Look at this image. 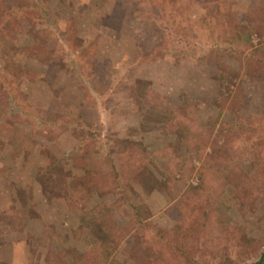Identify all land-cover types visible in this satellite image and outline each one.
<instances>
[{
    "label": "rangeland",
    "instance_id": "1",
    "mask_svg": "<svg viewBox=\"0 0 264 264\" xmlns=\"http://www.w3.org/2000/svg\"><path fill=\"white\" fill-rule=\"evenodd\" d=\"M32 1L0 0V8L6 5L18 15ZM247 1L233 0L229 12L235 14L234 23L244 22ZM149 2L47 0L52 20L45 23L41 38L54 57L37 62L17 57V50L32 37L25 18L19 16L18 24L15 18L1 20L0 13L6 28L0 31V242L6 244L4 260L18 253L22 255L17 264H49L46 259L57 256L64 240L69 249L97 252L103 224L98 229L91 222L95 218L108 225L113 222L123 232L115 254L102 264H125L124 258L135 259L137 264H165L168 253L159 247V239L142 242L135 234L138 230L140 234H171L180 221L189 220L186 210L175 204L187 188L202 182L197 170L213 152L230 156L233 168L227 175L251 196L239 212L232 194L233 210L226 213L220 197L212 196L203 251L226 264H242L256 256L264 237V178H259V165L253 161L259 151L242 141L231 149L217 124L206 126V138L189 143L188 128H181L178 119L189 102L204 106L197 113L208 122L219 107V120L234 110L250 118L259 112L264 77L240 68L235 74L224 66L222 76L227 77L222 82L215 67L202 59L217 45L204 28L206 22L204 27L199 22L202 8L193 9L188 3L182 7L179 2L178 9L151 16L146 11ZM72 20L76 28L68 32ZM57 30L82 37L89 55L81 57L73 50L74 43L57 45ZM251 42L249 52L264 59V30L252 27ZM224 57L225 51L219 59ZM236 58L245 61L239 54ZM75 70L78 78L73 76ZM124 83L134 88V99H122L128 87ZM43 117L58 122L48 128ZM79 142L84 144L81 153L88 168L103 175L104 185L71 195L75 177L71 154ZM129 143L141 147L147 162L134 175H129L123 161ZM117 172L120 188L115 185ZM245 190L238 192L241 198L247 197ZM130 200L141 208L138 214H132ZM198 201L197 210H204L207 193ZM101 211L104 220L97 217ZM138 218L146 223H136ZM31 244L35 251L29 255ZM25 253L27 259H23Z\"/></svg>",
    "mask_w": 264,
    "mask_h": 264
},
{
    "label": "trees",
    "instance_id": "2",
    "mask_svg": "<svg viewBox=\"0 0 264 264\" xmlns=\"http://www.w3.org/2000/svg\"><path fill=\"white\" fill-rule=\"evenodd\" d=\"M146 7V11L151 15H157L159 12V16L163 14L162 12H167L168 10H175L179 8L178 3L180 2V6L182 7L188 3L189 7L202 8V13L200 14L199 22L209 34H212L215 37V42L217 45L211 48V50L206 51L202 54V59L207 63L211 64L215 67V71L219 73L220 80L223 82L224 78L227 76H222L223 68L228 67L230 70L234 71L235 74H239L238 68L242 71L249 70L254 71L258 74V77H264V59L256 54H251L249 49L253 45L251 42L252 37V27L254 30H264V0H248V11L246 16L244 17V22L237 21L234 23V20L231 18L235 14L231 16V9L229 12V8L232 7L233 0H150ZM235 1V0H234ZM237 1V0H236ZM144 2V1H143ZM157 5H155V4ZM153 4V5H152ZM228 6V9L226 8ZM154 10V11H151ZM1 20H6V18L10 17L15 18V21L19 24L21 22V18H25L27 21L29 33L32 36L31 41L27 44H23L17 50L18 56L20 58H30L34 61H48L51 57H54V51L45 49L46 42L41 38L42 33H44L47 29V26H44L47 21H51V12L50 8L47 4V0H33L28 9L25 11L16 12L15 15L11 9L7 8V6H3L0 8ZM18 16V17H17ZM20 16V17H19ZM152 16V15H151ZM20 18V19H19ZM5 22H8L5 21ZM10 23V21L8 22ZM192 25L191 22H188ZM75 24V25H74ZM76 28V23L74 20L68 23V28L70 32ZM57 28V26H56ZM5 23L0 21V31H4ZM44 31V32H43ZM55 43L60 47H64L65 43L76 45L73 50L79 54L81 57H86L89 55V50L84 48V40L79 36V39L76 37H70V35L62 33L60 30H57V36L55 35ZM225 51L227 52V57L224 61L220 60L219 57L221 53ZM241 55L244 58L243 60L239 59L241 64H238L237 55ZM43 59V60H41ZM256 59V60H255ZM220 60V61H219ZM219 61V64L217 62ZM224 63V64H223ZM24 66V65H21ZM21 66H18L19 69ZM21 67L20 69H22ZM218 70H217V69ZM221 68V69H220ZM69 69H72L69 67ZM243 71V73H244ZM31 73H33L30 70ZM26 73H29L27 69ZM78 71L75 70L73 76L78 78ZM19 74V72H17ZM21 74V72H20ZM35 75V74H34ZM32 77V74L29 75ZM126 88V94L123 95L124 100L134 99L135 93L133 92V87L128 84ZM239 96V95H238ZM238 98V97H237ZM236 98V99H237ZM207 105L209 102H207ZM186 109L182 110V113L178 119L179 126L184 128L183 126H187V140L189 143H194L199 138H206L207 130L206 126L209 124L218 125V132L221 136H223L230 145V148L233 149L239 142H245L249 144L254 151L258 150L254 156L253 161L259 165L257 174L259 178H264V97L258 104L259 112L254 114L253 116L246 117L243 114L239 115L234 110L233 113H229L226 117L219 120V117L222 113V107L220 111L214 112L213 120L208 122L206 119H202L198 115V109L204 108L203 105L198 103H188ZM43 121L47 124L48 128L51 127V124L57 123V118H47L43 117ZM224 144V143H223ZM228 146L227 144H224ZM189 148H194L191 144L188 146ZM222 147V146H220ZM84 150V144L79 142L75 145L71 157H72V170L75 175L73 183H72V193L71 195L83 194L86 191H90L91 186L97 188L101 187V183H103V175H98L91 171L86 161L84 160L82 153ZM76 151V153H75ZM141 147H136L134 144H128L126 154L124 157L125 169L129 173V175H134L141 165H145L147 162L144 160V155L142 153ZM179 163V162H178ZM180 166V165H179ZM178 167V166H177ZM229 168H233L232 161L230 156L210 153L209 159H204L198 168L197 172L201 175V183L197 186L187 188L184 191V196L181 197L182 200L175 204V207L180 205L181 211L186 210L187 214H189V220L185 219L179 222L178 227L173 230L171 234L167 232L159 231V233H141L139 230L135 234V237L139 238L142 242H147L149 239L153 237V239L157 238L161 242L159 247L168 253L165 264H226V261H215L212 260L208 253L203 251V243L205 238V233L210 224L209 216L210 209L214 204L211 203L212 196L214 195L216 198L220 197L219 203L225 206L224 213L226 211L233 210L232 207L235 204V208L241 212L244 208L246 198H250V193L244 189L241 183L237 180L230 178L227 175ZM98 176H95V175ZM102 179V180H101ZM106 183L110 186L109 179L106 180ZM104 185V183H103ZM116 187L120 188V178L117 172V178L115 182ZM228 189V191H227ZM121 190V189H120ZM245 190L246 196L245 198H241L239 196L240 191ZM123 192V191H121ZM207 193V201L202 207L204 210H197L196 204L199 202L204 194ZM234 194V198H236L234 204L230 202V198ZM231 196V197H230ZM221 198L224 201H221ZM71 200V199H70ZM129 201V200H127ZM212 204V205H211ZM130 208H132V214H138L141 210L140 207L136 206L135 202L128 203ZM100 216L103 220L105 219L104 213L99 212ZM86 217H80V219L85 220ZM94 219V220H93ZM139 219V218H138ZM87 221H82V224ZM92 224L96 225L99 229V223L103 224V229L100 228V235L102 236L99 248L97 252L94 251H86L81 253L80 250L76 247H72L69 249L70 244L67 240L63 241L62 248L59 251H56L57 256L52 257L51 259H46V262L51 264H102L104 258L110 257L115 254L116 246L119 241H122L121 235L123 232L120 230H116L113 222L108 225L106 221H97V219L92 218ZM136 223H146L144 221H135ZM155 237V238H154ZM258 244V243H257ZM6 246L3 242H0V264H17L21 260V255L18 253H14L16 258L15 262H12V257H7L5 259V254L3 252V248ZM169 247V249L167 248ZM255 248V247H254ZM257 251L256 256L251 260H246V262L242 264H264V237L260 242V245L255 249ZM35 251V245L31 244L29 246V255ZM119 255V253H116ZM165 255V254H164ZM4 257V259H3ZM28 255L23 254V259H27ZM114 259V257H113ZM114 261V260H113ZM125 264H137L135 259H126L124 258ZM113 264V262L111 263ZM145 264V263H143Z\"/></svg>",
    "mask_w": 264,
    "mask_h": 264
}]
</instances>
